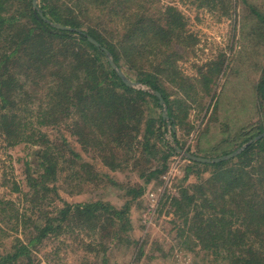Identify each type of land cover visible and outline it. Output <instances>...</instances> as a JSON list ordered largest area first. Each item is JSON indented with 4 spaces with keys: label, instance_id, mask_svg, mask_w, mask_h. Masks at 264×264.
<instances>
[{
    "label": "trees",
    "instance_id": "trees-1",
    "mask_svg": "<svg viewBox=\"0 0 264 264\" xmlns=\"http://www.w3.org/2000/svg\"><path fill=\"white\" fill-rule=\"evenodd\" d=\"M199 1L211 10L220 6L224 13L232 2ZM84 2L37 0L35 6L34 0H0V129L11 144L27 143L34 157L25 164L26 188L15 187L18 199L0 194V264H41L33 251L38 245L50 249L49 257L61 245L76 242L86 252L103 255L123 241L139 243L140 251L144 243L123 234L132 229L129 213L144 193L143 185H130L126 193L132 199L120 207L102 199L71 202L59 190L82 193L101 182L105 188L113 181L110 172L124 170L123 163L128 161L129 167L131 160L132 169L149 182L167 170L171 156L186 157L177 135L179 116L173 112L182 99L172 101L164 85L168 79H161L168 60L149 70L136 59V52L157 46L163 50L182 16L166 12L164 19L156 9L148 17L144 14L150 5L119 0L117 4L137 7L124 13L125 19L142 11L115 40L95 25H83L79 15L88 10L82 8ZM77 44L91 51L82 52ZM44 77L52 79L42 93L46 97H39ZM259 89L264 99V75ZM147 107H156V116L146 117ZM263 133L261 119L247 128L231 152L240 149L235 156L211 162L186 157L183 181L191 173L197 180L180 185L179 195L164 192L159 199L157 212L168 207L176 244L194 255L192 264H264ZM154 135L157 142L151 141ZM135 143L142 145L140 153ZM159 153L162 167H143L148 154ZM203 169L210 171L208 176H201Z\"/></svg>",
    "mask_w": 264,
    "mask_h": 264
},
{
    "label": "rangeland",
    "instance_id": "rangeland-1",
    "mask_svg": "<svg viewBox=\"0 0 264 264\" xmlns=\"http://www.w3.org/2000/svg\"><path fill=\"white\" fill-rule=\"evenodd\" d=\"M85 1L82 8H88V13L79 15L83 25H95L105 36L115 40L121 38L126 31L124 27L142 11L137 9L125 19L124 13L137 8L136 5L117 4L119 0H107L110 1L108 4L107 1L103 4ZM141 2L152 7L145 16H153L158 12L156 9L163 12L164 19H168L166 12L182 16L181 22L173 25L169 36L171 41L163 50L157 46L144 50L142 54L136 52V59L149 70L157 69L168 60V70L162 73L161 79H168L164 85L172 101H176L178 95L182 98L181 107L176 102L173 112L179 116L176 127L183 150L204 158L231 153L244 139L247 128L264 119V99L259 89L264 75V0H232L227 4L230 8L228 13H224L220 6L211 10L206 4L201 5L199 0H135V4L140 5ZM74 43L72 41L71 44ZM76 47L82 52L91 51L84 44ZM175 59L174 66L180 70V78L173 69ZM48 79L51 81L52 77L42 78L39 97H46L42 93L48 87ZM156 110V107L152 111L147 107L146 117L156 116ZM11 141L0 129V194L18 199L19 192L15 187L26 188L25 164L34 157L30 155L32 149L27 143L13 145ZM151 141L157 142L155 135ZM135 145H138L140 153L142 145ZM161 155L154 157L148 154V159L142 162L143 167H162ZM181 156H171L167 160V170L149 182H145L146 177L139 176L138 169H132L131 160L129 167L128 161L123 163L126 165L124 170L110 172L113 181L105 188L101 182L94 187H85L82 193H70L64 188L59 190L61 197L71 202L102 199L120 207L126 199H132V195L126 193L130 185H143L145 191L132 203L129 213L132 229L123 234L144 243L140 251L139 243L129 246L123 241L103 255L98 250L86 252L76 242L70 246L61 245L55 257H49L50 249L38 245L33 248L35 261L41 264H192L194 255L176 244L171 222L173 216L166 212L168 207L157 212L158 201L164 192L179 195L180 185L197 180L196 173H191L188 181H183L189 163L187 159L177 171L174 170L175 158ZM98 165L102 164L98 162ZM209 172L203 169L201 176H208ZM202 257L199 256L200 259Z\"/></svg>",
    "mask_w": 264,
    "mask_h": 264
},
{
    "label": "water",
    "instance_id": "water-1",
    "mask_svg": "<svg viewBox=\"0 0 264 264\" xmlns=\"http://www.w3.org/2000/svg\"><path fill=\"white\" fill-rule=\"evenodd\" d=\"M34 5L37 6V0H34ZM58 26H60V25H58ZM94 42H95V41H94ZM112 63H113V61H112ZM113 65L116 67L115 63H113ZM119 73L125 78V74H124L121 70H119ZM127 82H128L129 84H132V83H133V82H131L130 80H127ZM158 94H159V93H158ZM159 95H160V94H159ZM161 102L164 103V100L161 99ZM164 115H167V107H165ZM262 135H264V133H263ZM262 135H261V136H262ZM239 151H240V149L237 150V151H235V152H233V153H230V154H228V155H226V156H223V157H221V158H216V159H210V158L199 157V156L194 155V154H192L191 152H188V151H184L183 154H184L187 158H189V159H196V160L203 161V162H211V161H219V160H221V159H227V158H230V157H232V156H235Z\"/></svg>",
    "mask_w": 264,
    "mask_h": 264
},
{
    "label": "built area",
    "instance_id": "built-area-1",
    "mask_svg": "<svg viewBox=\"0 0 264 264\" xmlns=\"http://www.w3.org/2000/svg\"><path fill=\"white\" fill-rule=\"evenodd\" d=\"M182 158H183V159H182ZM175 160H176V164L174 165V170L177 171V170L180 168V164H181L182 162H184L186 159H184V157L181 156V157H176ZM167 180H168V179H167Z\"/></svg>",
    "mask_w": 264,
    "mask_h": 264
},
{
    "label": "crops",
    "instance_id": "crops-1",
    "mask_svg": "<svg viewBox=\"0 0 264 264\" xmlns=\"http://www.w3.org/2000/svg\"><path fill=\"white\" fill-rule=\"evenodd\" d=\"M181 96V95H180ZM179 95H178V97L177 98H179L180 97ZM181 98V97H180ZM182 99V98H181Z\"/></svg>",
    "mask_w": 264,
    "mask_h": 264
}]
</instances>
